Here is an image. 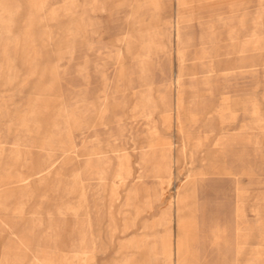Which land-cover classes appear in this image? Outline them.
<instances>
[{"label": "rangeland", "instance_id": "374dc122", "mask_svg": "<svg viewBox=\"0 0 264 264\" xmlns=\"http://www.w3.org/2000/svg\"><path fill=\"white\" fill-rule=\"evenodd\" d=\"M0 135L61 264H264V0H0Z\"/></svg>", "mask_w": 264, "mask_h": 264}, {"label": "bare ground", "instance_id": "6f19581e", "mask_svg": "<svg viewBox=\"0 0 264 264\" xmlns=\"http://www.w3.org/2000/svg\"><path fill=\"white\" fill-rule=\"evenodd\" d=\"M178 3L182 4L184 3L185 0H176ZM176 19V18H175ZM174 24V23H173ZM178 25V24H177ZM177 32V31H176ZM178 33V32H177ZM180 52V51H179ZM182 58V57H181ZM181 78V77H180ZM178 82V80H175ZM180 82V81H179ZM176 83V82H175ZM180 85V84H179ZM253 110V109H252ZM226 116V115H225ZM179 120V119H178ZM262 121V120H261ZM155 127V126H154ZM3 132V131H2ZM3 134V133H2ZM1 136V135H0ZM3 136V135H2ZM225 137V136H224ZM218 139V138H217ZM222 139V137H221ZM1 141V140H0ZM5 141V140H4ZM24 140H22L23 143ZM2 142V141H1ZM4 144V143H3ZM20 144V143H19ZM219 144V143H218ZM25 145V144H24ZM15 147V146H14ZM25 147V146H24ZM3 148V147H2ZM152 148V147H151ZM5 150V149H4ZM9 151V150H8ZM7 156V154H6ZM102 156V155H101ZM10 157V156H9ZM4 158V157H3ZM1 155H0V233L2 235V237H6L8 239V241L11 240H18L21 242H26V243H30L33 239L36 241V246H33V253L35 256L36 261L38 262V264H56L57 261V252H58V247L57 245H59L57 243V229H55L56 226L50 227L51 230H53L54 232V237L53 240L56 241L54 250L50 251L47 249V245L48 242L43 241L42 236L39 234V228L40 226H37V224L32 225V227H29V225L25 226L24 223H26V221H22L17 225H14L12 223V219L10 216V213L12 211H22V204H19L18 206L16 205L15 207L10 208L8 206V200L12 197V193H10V184L14 183V182H26L28 181L29 177H24V178H19V179H15V181L11 182L10 181V177H8V175L5 177V175L3 176L2 171H3V163H2V159ZM97 160V159H96ZM94 164V163H93ZM44 165V164H43ZM56 166V165H55ZM49 166L43 167L39 170L38 173H46L48 171ZM100 170V169H99ZM80 172V171H79ZM107 172V171H106ZM33 173V172H32ZM97 173V172H96ZM123 177L125 178L126 176L123 175ZM101 178V177H100ZM104 178V177H103ZM102 178V179H103ZM99 182V181H98ZM113 182V181H112ZM18 184V183H17ZM69 188V187H68ZM72 188V187H71ZM131 189V188H130ZM135 193V192H134ZM183 197V196H182ZM24 201V200H23ZM86 201V200H85ZM182 203V201H181ZM184 203V202H183ZM84 204V203H83ZM126 206H133L134 204L132 203L131 198L128 196L125 200V204ZM70 207V206H69ZM92 214V213H91ZM97 216V215H96ZM95 218V217H94ZM97 218V217H96ZM14 220V219H13ZM54 220V219H53ZM93 220V218H92ZM99 221V219H96ZM92 223V222H91ZM39 225V224H38ZM35 230V237H33V231ZM50 230V231H51ZM53 233V232H52ZM185 234V233H184ZM91 235V234H90ZM186 235V234H185ZM92 236V235H91ZM184 236V235H183ZM191 236V235H190ZM154 237V236H153ZM187 237V236H186ZM189 237V236H188ZM76 238V237H75ZM185 238V237H184ZM91 239V238H90ZM187 239V238H186ZM190 239V238H188ZM5 240V239H4ZM159 240L162 242V247L160 249H157L155 246H152L148 249H146V252L148 254V256H155V255H161L163 258H165V256L169 255V244L166 242L167 240H169V237L167 236H161L159 237ZM80 241H86L85 239L83 240H79L77 243H75L76 248H74L72 250L73 254L75 256H77L78 254L80 255H85L84 253H86V249L82 250L78 244L80 243ZM186 241V240H185ZM184 241V242H185ZM188 241V240H187ZM33 242V241H32ZM45 244V245H44ZM53 245V244H52ZM53 247V246H52ZM51 249V248H50ZM177 250V249H176ZM7 251V255H5V257H10L12 259V261L15 258V256H13V251L8 249ZM178 251V250H177ZM25 253V252H24ZM30 255V254H29ZM177 255V254H176ZM73 256V255H72ZM92 256V254H91ZM165 262V261H164ZM127 264H140L138 262H135L134 260H132V257L129 258L128 263Z\"/></svg>", "mask_w": 264, "mask_h": 264}, {"label": "crops", "instance_id": "0c3cea01", "mask_svg": "<svg viewBox=\"0 0 264 264\" xmlns=\"http://www.w3.org/2000/svg\"><path fill=\"white\" fill-rule=\"evenodd\" d=\"M15 215H17V218L15 217ZM10 216H11V219H12V223L14 225H17V224H19L22 221H24V222L26 221V223L22 222V223L25 224V226L29 225V227H32V225H34V223L31 221L29 216L23 210L22 211H12L10 213ZM0 235H1V233H0ZM33 237H35V230L33 231ZM32 241L30 243H26V242H21V241H18V240H11V241H9L10 248H7L6 250H8V249L12 250L13 251V253H12L13 256H15V258H17L19 260L20 259L21 260H26L27 262L32 260L33 263L38 264V262L35 259L34 253H33V246H36V241L34 239ZM78 246L82 250H85L88 247V244L85 241H80ZM54 247H55L54 243H53V245H50V243H48V245H47V249L50 250V251L54 250ZM57 247H58V252H57L56 264H61V259L62 258L60 256V252H61L60 251L61 250L60 249V244L57 245ZM6 250H5V252H4L5 254L3 256L7 255V251ZM78 255H80V254H78ZM170 255H171V250H170V246H169V255L165 256L164 261L167 262L168 259L170 258ZM129 258H131V257H129ZM129 258L124 256L122 258V260L120 261V264H127Z\"/></svg>", "mask_w": 264, "mask_h": 264}]
</instances>
